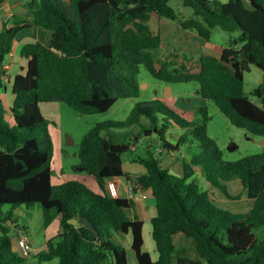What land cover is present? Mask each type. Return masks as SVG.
Here are the masks:
<instances>
[{
	"label": "trees",
	"instance_id": "1",
	"mask_svg": "<svg viewBox=\"0 0 264 264\" xmlns=\"http://www.w3.org/2000/svg\"><path fill=\"white\" fill-rule=\"evenodd\" d=\"M182 3L193 10V18L180 19L170 0H30V20L0 31V264L28 263V257L13 251L9 233L19 227L14 210L37 204L46 228L54 220L60 226L59 234L47 241L46 251L38 254L40 261L132 264L125 247L113 242L114 234H131L138 264H264V154L224 161L208 136L206 109L201 110L200 124L186 120L161 99L139 102L126 121L99 123L81 140L80 167L95 178L99 193L75 180L52 183L54 144L40 105L62 103L80 115L107 113L118 101L139 96L140 67L167 84L198 83L200 96L213 102L233 126L264 138V109L244 87L251 66L263 72L264 80V0ZM151 14L178 22L206 42L216 28L239 33L237 45L231 43L220 58L162 59L163 42L151 30ZM31 27L50 31L51 39L48 45L33 42L21 48L27 71L14 78L15 100L7 109L3 93L10 82L3 80L4 66L15 53L19 34ZM255 94L263 96L264 84ZM8 110L13 126L6 120ZM174 127L182 134L172 144ZM151 137L159 145L133 159L146 167L137 182L156 201L157 215L151 221L156 261L144 250V224L132 216V201L113 198L106 191L109 180L130 179L123 171L124 155ZM157 148L195 151L184 162L183 175L177 176L162 168L153 154ZM195 167L227 199H236L227 184L240 181L251 209L233 213L217 206L210 193L201 190ZM5 206L10 210L4 212ZM80 217L88 219L96 232L69 223Z\"/></svg>",
	"mask_w": 264,
	"mask_h": 264
},
{
	"label": "rangeland",
	"instance_id": "2",
	"mask_svg": "<svg viewBox=\"0 0 264 264\" xmlns=\"http://www.w3.org/2000/svg\"><path fill=\"white\" fill-rule=\"evenodd\" d=\"M221 3H227L229 0H217ZM171 7L176 11L180 19H188L194 17V12L191 8L185 7L182 0H170ZM158 23L152 21L153 27L158 26ZM160 33L164 43L170 52H177L186 57L199 55L219 56L221 47H229L231 43L237 45V37L239 33L228 34L219 28L212 31L210 42H206L198 37L193 38L191 34L194 31H185L178 22H173L168 19H160ZM22 42L18 40L16 44L15 56L16 61L21 60ZM24 70H19L22 75L26 74L27 63L25 59L22 61ZM137 80L140 84V94L137 98L124 99L118 101L107 113L94 115H80L74 112L67 105L55 103L57 109L51 110L43 108L44 117L49 121V133L53 136L54 155L52 167L55 171L53 183L61 185L65 175L74 173V166L79 163L78 152L80 143L85 134H87L97 124L105 121H126L131 111L139 102H149L154 99L166 98L169 94H173V98L165 104L178 113V108L186 109L193 105L199 104L198 94L199 84L196 82L167 84L153 78L144 67H140ZM264 84L263 72L255 66H251L250 71L245 73L244 87L246 95L259 107L264 109V94L260 98L255 94L256 90ZM10 89V98H12L11 107L14 103V95L11 92L12 83L7 84ZM4 99V93H3ZM173 100V101H172ZM176 106H170L172 105ZM205 104V103H204ZM177 107V108H176ZM9 106H7V109ZM59 108V109H58ZM206 109L209 120L207 122L208 136L213 139L218 148L221 150L224 161L236 162L243 158L264 154V138L252 136L244 130L233 126L229 120L219 111L213 102H206ZM191 112L190 118H193L194 123H203L204 115L200 112ZM179 114V113H178ZM194 115V116H193ZM192 119V118H191ZM6 120L13 126L14 120L10 111H7ZM180 128L174 127L170 130V138L174 143L177 133ZM139 152L143 149V143L139 142ZM184 154L190 157L194 149H182ZM156 158L159 154L153 153ZM131 156V153L125 154L124 158ZM63 177V178H62ZM195 178L202 191H208L216 205L222 209L233 213H246L252 207V201L249 200L246 190L242 187L240 181H233L227 184L230 194L236 199H227L221 191H218L209 186L203 175L197 173ZM10 210V206L3 207V211ZM15 218L17 219L18 228L10 229V237L12 238V249L15 253L21 254L18 242L20 238L29 239L34 244V251L28 257L27 264H59L58 259L53 261H40L38 254L46 251V242L57 235L59 224L56 220L46 228L45 218L40 205H35L33 208L19 207L14 210ZM152 228V226L150 225ZM150 239V238H149ZM113 242L121 245L128 250L129 258L132 259V251L128 245L132 242V235L114 234ZM153 239L146 242L145 251H148L157 260L156 247Z\"/></svg>",
	"mask_w": 264,
	"mask_h": 264
},
{
	"label": "crops",
	"instance_id": "3",
	"mask_svg": "<svg viewBox=\"0 0 264 264\" xmlns=\"http://www.w3.org/2000/svg\"><path fill=\"white\" fill-rule=\"evenodd\" d=\"M29 1L30 0H6L4 3H2L0 5V31L4 27L11 28L16 23L23 24L24 22L30 20V15H29V11H28V2ZM160 19H162V18H159L156 14H151L149 25L151 27V30L154 32V34L161 36L160 26H159L160 25ZM152 21H154L155 23H158L157 24L158 26L153 27V25H151ZM185 31H190V30H185ZM192 33H193V34H191L192 37L198 39V37H199L198 34L196 32H192ZM161 38H162V36H161ZM50 39H51V32L47 31L45 29L39 28V27H31L29 29L23 30L19 34V38H18V40H20L22 42V47H23V45H25L27 43H33V42H40L44 45H48ZM162 42H163V51L161 53L162 59H165L169 55H176L179 57L195 58V59H198L200 56H202V55H199V56L186 57V56L179 54L177 52H170V51H168V49L164 43L163 38H162ZM17 43H18V41H17ZM225 48H227V47H221L220 55L215 56V57L220 58L222 51ZM15 50H16V48H15ZM20 53H21V51H20ZM205 55H208V54H205ZM23 59L24 58L22 56H21V60H17V61H16L15 56H11L9 58V65H10L9 82L12 83L14 78L17 75L22 74L19 70H24V66L22 64ZM25 61L27 63L26 59H25ZM198 91H199V89H198ZM11 92H12V89H11ZM9 93H10V89H8V86H7L6 90L4 92L3 101H4V104L6 105V107L9 106V108H10L12 98H10ZM198 94H199V92H198ZM169 96L172 97L173 94L171 93V94H169ZM169 96H167L166 98H161V100H163L164 102H166V101L168 102L169 100H171L173 98V97L170 98ZM198 98L201 99V100H198L200 102L199 104L193 105L191 107H186V109H182V108L179 109L178 108L177 110H178L179 115H181L186 120L192 122L194 117H191L192 118L191 119L189 114L191 112H195V113L200 112L202 109H205L204 106H205L206 102H208V101L204 100L201 96ZM14 100H15V97H14ZM54 104L55 103H43V104H41L40 105L41 111L43 112V108L51 109V110L57 109L56 106H53ZM171 104L172 105H170V106H176V105H173V103H171ZM43 115H44V113H43ZM181 134H182L181 131H179L177 133V135L175 137V141L178 139V137ZM52 138H53V136H52ZM155 141H157L155 139V137L143 138L140 141L141 143H143V146H144L142 151L139 152V146L137 145V146H135V149L132 151L131 156H129L128 158H124V160H123V171L125 174H127L130 177V179H128L126 177L114 178V179H111L108 181L107 187H106V191L111 197H113V198H124V199H128V200L132 201V204H133L132 216L134 218L140 219L144 224V226H143L144 249H145L146 242H148V240L150 241L151 237L153 239V234H152L153 233V227L151 228L150 225L152 226L151 221L157 215V208H156V201H155L151 191H149V190H142V192L144 194H147L146 199H138L137 200V199H134L131 197V194H132L131 183L136 182L137 178H139L140 176H143L147 173L146 167L144 165H142L141 163L136 162L133 159V157L135 155H137V156L138 155L139 156L147 155L146 150L152 149V146L156 145V144H154ZM169 142L172 144H175L173 141H171V138H169ZM153 151L156 152L157 154H159L158 159L160 161L162 168L168 170L171 174H174L177 176L183 175V164L185 161H189L191 158V156L189 157L188 154L185 155L183 150H181L179 152H176V151H171V152L168 151L167 152L166 150H163L162 148H157ZM73 169H74V173L72 175H69V176L65 175L64 178L62 177L64 179V181H62V183H60V184L75 180V181H78V182L84 184L85 186H87L89 189H91L92 191H94L96 193L100 192L99 186H98L95 178H93L92 176H89L88 174L85 173V171L80 167V161L76 166H74ZM195 171H196V174L197 173L202 174L201 169L198 167H195ZM54 174H55V171H54ZM54 177H55V175L52 178V183H53ZM203 178H204V176H203ZM206 183H207V181H206ZM136 192L139 193L140 190L137 189ZM57 222L59 224L58 220H57ZM59 231H60V226L58 228L57 235L59 234ZM27 240L32 245L33 251H34L35 250L34 244L29 239H27ZM153 243H154V246L156 247L155 242H153ZM46 246H47V242H46ZM128 248L132 251V254H133V255H131L132 259H130L129 258L130 256L128 255V250L125 248L127 250V255H128L129 261L132 264H138L137 259H136V255H135L134 251L132 250V242H131V244L128 245ZM156 252H157V250H155V253ZM150 255H151V253H150ZM151 257L154 260L152 255H151ZM158 258H159V254H157V260H158Z\"/></svg>",
	"mask_w": 264,
	"mask_h": 264
},
{
	"label": "built area",
	"instance_id": "4",
	"mask_svg": "<svg viewBox=\"0 0 264 264\" xmlns=\"http://www.w3.org/2000/svg\"><path fill=\"white\" fill-rule=\"evenodd\" d=\"M9 70H10V65L9 62L6 63V65L4 66V72L5 74L3 75V80L8 83L9 82ZM135 148H133L132 150H134ZM139 189L140 192L137 193L136 190ZM131 190H132V194L131 197L134 199H146L147 198V194H144L142 192V190H144L142 188V186L139 184V182H133L131 183ZM20 251L22 253V255L24 257H30L33 253V247L30 244V242L26 239V238H21L18 242Z\"/></svg>",
	"mask_w": 264,
	"mask_h": 264
},
{
	"label": "water",
	"instance_id": "5",
	"mask_svg": "<svg viewBox=\"0 0 264 264\" xmlns=\"http://www.w3.org/2000/svg\"><path fill=\"white\" fill-rule=\"evenodd\" d=\"M54 53L58 54V55H63V53L55 48L51 49ZM154 144L158 145V141H155ZM70 224L72 225H78L79 223L84 225L87 229L91 230L92 232H96V230L94 229V227L91 225V223L89 222L88 219L85 218H78V219H72L69 221Z\"/></svg>",
	"mask_w": 264,
	"mask_h": 264
}]
</instances>
